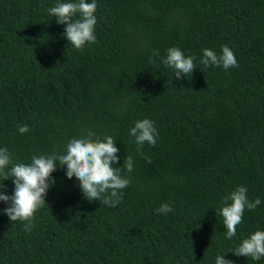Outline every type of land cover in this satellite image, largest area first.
<instances>
[{
	"label": "trees",
	"instance_id": "16d2710c",
	"mask_svg": "<svg viewBox=\"0 0 264 264\" xmlns=\"http://www.w3.org/2000/svg\"><path fill=\"white\" fill-rule=\"evenodd\" d=\"M58 2L0 0V148L27 164L89 131L111 136L113 166L133 160L130 184L109 207L57 166L30 231L0 201V264H264L232 253L264 231V0H96L97 39L82 50L49 15ZM222 46L238 67L205 68L202 50ZM170 47L195 56L192 74L162 64ZM142 119L158 137L138 152L129 130ZM238 186L261 204L228 240L218 210Z\"/></svg>",
	"mask_w": 264,
	"mask_h": 264
},
{
	"label": "clouds",
	"instance_id": "9594fccd",
	"mask_svg": "<svg viewBox=\"0 0 264 264\" xmlns=\"http://www.w3.org/2000/svg\"><path fill=\"white\" fill-rule=\"evenodd\" d=\"M96 0L91 3L87 0H69V2H58L54 7L48 9L49 15L55 17L57 24H66L64 36L71 45L82 50L86 44L96 42L94 34L97 18L95 16ZM73 17H78L73 19ZM222 54H217L212 49L202 50L200 63L209 66L229 68L238 67V62L233 51L222 46ZM154 56L159 53L154 52ZM195 56H185L177 47L167 49L165 57L161 58L162 64L171 68L176 78H182L192 74L196 69ZM154 62V61H153ZM21 134L27 133V125L18 126ZM89 131L87 135L71 139L64 148L63 153L53 152L48 155L36 154L30 163H13L11 154L7 148H0V177L3 182L11 180L14 184L12 195H6L0 191V201L8 207L3 209L10 222H22L25 231L33 227L32 221L36 211L46 203L45 197L49 189L55 184L52 173L57 166L61 169L66 167L65 175L68 179L73 177L79 182V189L88 201H99L103 205L115 207L122 198L121 190L130 184V180L121 176L122 168L128 172L133 170L132 158L126 157L122 167H114L119 160L115 147V141L111 136H105L103 140L94 137ZM133 143L140 152L145 143L155 145L158 132L154 122L149 119L138 120L129 130ZM149 162L150 158H149ZM11 165V166H10ZM4 188V184L0 185ZM231 201V203H227ZM224 206L218 212L223 218L225 237L231 240L236 235L237 225L242 222L245 208L255 210L261 204V200L249 201L247 189L238 186L235 190L224 197ZM172 211L170 204H162L158 214H167ZM217 214V213H216ZM236 256H244L252 260H260L264 257V231H256L244 239L240 245L232 251ZM215 264H233V261L217 256Z\"/></svg>",
	"mask_w": 264,
	"mask_h": 264
}]
</instances>
